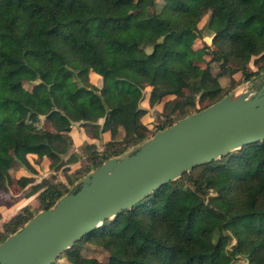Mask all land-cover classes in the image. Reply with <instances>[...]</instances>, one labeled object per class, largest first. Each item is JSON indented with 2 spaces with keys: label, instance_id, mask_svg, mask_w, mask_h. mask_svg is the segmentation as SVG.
Instances as JSON below:
<instances>
[{
  "label": "trees",
  "instance_id": "1",
  "mask_svg": "<svg viewBox=\"0 0 264 264\" xmlns=\"http://www.w3.org/2000/svg\"><path fill=\"white\" fill-rule=\"evenodd\" d=\"M135 1L0 0V182L11 184L14 163L35 174L29 157L37 165L47 159L49 170L74 176L58 183L42 179L33 204L3 224L0 244L76 192L85 175L107 160L133 154L156 132L200 111H192L197 96L211 106L240 83L263 77L264 0H151L149 17L136 12L127 19L123 13ZM204 17L202 29L213 48H194ZM253 50L261 54L256 70L248 65ZM25 83H36L32 92ZM144 94L148 107L167 120L151 137L141 121L147 113L140 107ZM41 117L58 127H42ZM106 117L109 143L102 153L94 143L86 145L92 154L85 174H71L72 119L89 127ZM33 181L23 176L16 184L23 188ZM186 182L190 193L184 191ZM85 244L108 251L107 262L82 257ZM238 257L264 264V141L162 185L57 259L64 264H235Z\"/></svg>",
  "mask_w": 264,
  "mask_h": 264
},
{
  "label": "water",
  "instance_id": "2",
  "mask_svg": "<svg viewBox=\"0 0 264 264\" xmlns=\"http://www.w3.org/2000/svg\"><path fill=\"white\" fill-rule=\"evenodd\" d=\"M228 98L156 132L133 154L111 158L88 173L76 192L40 211L0 244V264H53L106 219L162 185L196 166L264 141V81L248 101L222 110Z\"/></svg>",
  "mask_w": 264,
  "mask_h": 264
},
{
  "label": "rangeland",
  "instance_id": "3",
  "mask_svg": "<svg viewBox=\"0 0 264 264\" xmlns=\"http://www.w3.org/2000/svg\"><path fill=\"white\" fill-rule=\"evenodd\" d=\"M136 12H140L142 15H144L145 17H149L152 12H153V5H152V1L151 0H136L128 9L127 11H125L123 13V16H125L127 19L131 18ZM207 20V17H204L200 23L198 24L199 30H201L202 28H204L203 26L205 25ZM201 37L197 38V40L194 42L193 47L194 48H202L204 45H208L211 46L213 48L212 45V37L206 33L204 31V29H202L200 31L199 34ZM261 54H259L258 50H253L249 55H248V59H249V68L252 70H256L257 67L262 65V62L258 60V58L260 57ZM97 80V76L94 74H91L90 76V82L91 83H96ZM263 77L262 76H258L256 78H254L253 80L248 81L247 83H240L239 85L235 86L234 89L230 90V94L228 95V97L232 96L233 94L236 96H240L241 92H243V90H246L248 93L249 98H251L253 95H255V93L261 88L262 84H263ZM36 83H25L23 85V88L28 91V92H32L34 85ZM146 95L144 94L142 97V100L140 102V107L142 108H146L147 109V113L141 118V121L143 122L144 125L147 126L148 130H149V136L151 137L154 132L156 131V129L164 124L167 120L164 116H162L157 109L155 108H149L147 102L145 101ZM144 98V99H143ZM211 102H209L207 99H205L203 96L199 95L196 97V106L194 108V110L192 111H196V110H203L205 108H207L210 105ZM71 116V115H70ZM108 120L109 118H103L100 119L96 124H94L93 126H89V127H85L82 125H79V122H76L77 120L72 119L71 122V127L69 128L68 133L71 134V136L74 137L75 140V151H74V157H71L68 161H67V165L69 166L71 172V174L74 173H79V175H77V177H82L85 174V170L86 168L89 166V155L92 154L89 153L87 150V148L85 147L88 144L94 143L96 145V149L98 152L102 153L104 151V146L109 143L110 138H109V130H108ZM40 125L42 127H47L50 130H54L58 127V123L57 122H50L47 121L44 117L40 118ZM79 128L83 131V133H85L84 135L79 136L77 133L79 131ZM81 132V131H80ZM85 136V138L83 137ZM121 139V137L119 138ZM134 148H132L130 150V152L133 150ZM123 156H120L119 158H121ZM30 162H33L30 161ZM40 172L37 174H41L38 177V182L40 181V178L42 176H46L47 178L52 179L55 183H58L59 181H63L65 176H72V175H68L65 173L66 170H47L45 166L41 167ZM48 171V172H47ZM47 172V173H46ZM29 175H31L32 173L27 172ZM15 177V175H13ZM86 176V175H85ZM74 177V176H72ZM75 183L72 184V186ZM69 185V187H72ZM16 187V191H19L20 189ZM35 187L32 186H28V190H27V195H32L35 192ZM193 190L192 186L189 182L185 183L184 186V191L187 193H190V191ZM5 198V204H10L12 201L8 198V197H4ZM81 256L85 257V258H89V259H95L98 262L101 263H105L107 262L108 258H109V253L108 251H106L103 247L98 246V245H92V244H85L82 248H81ZM58 263L60 264H64L65 261L62 259H57L56 260ZM235 264H246V260L243 257H238L235 260Z\"/></svg>",
  "mask_w": 264,
  "mask_h": 264
},
{
  "label": "crops",
  "instance_id": "4",
  "mask_svg": "<svg viewBox=\"0 0 264 264\" xmlns=\"http://www.w3.org/2000/svg\"><path fill=\"white\" fill-rule=\"evenodd\" d=\"M79 125H81L79 123ZM83 130V129H82ZM80 128L78 131V135H84L85 133H83ZM81 131V132H80ZM71 135V134H70ZM74 142V147H75V140L74 137L71 136ZM85 138V136H83ZM109 138H110V134H109ZM33 157H29V161H32ZM31 165L33 166V168L36 170L35 174H31L29 175L27 172V170H25L22 166H20L17 163H14L12 168L9 171V175L11 178V184H7L5 181L0 182V231L2 230V226L4 223L9 222V220L19 214L22 209H24L27 206H30L33 204V202L36 199V196L40 193L41 191V187L38 186V184L41 182L42 179L46 178V176H42L40 178V181L38 182V177L39 175H37L40 172V168L45 166L46 169L49 171L48 169V160L47 159H43V161L37 165L34 164L33 162H30ZM47 171V172H48ZM46 172V173H47ZM15 175V177L13 176ZM32 177L34 179V181L32 183H29L28 185H26L23 188H20L17 186L16 182L20 177ZM17 186L20 190L16 191V187ZM28 186H32L35 187V192L32 195H27V188ZM4 197H8L12 202L10 204H5V198Z\"/></svg>",
  "mask_w": 264,
  "mask_h": 264
},
{
  "label": "bare ground",
  "instance_id": "5",
  "mask_svg": "<svg viewBox=\"0 0 264 264\" xmlns=\"http://www.w3.org/2000/svg\"><path fill=\"white\" fill-rule=\"evenodd\" d=\"M248 100H249L248 93L246 90H243V92H241L240 96H236V94L235 95L233 94L232 96H230L226 100L225 106L223 107L222 110H226L227 108L243 104L244 102H246Z\"/></svg>",
  "mask_w": 264,
  "mask_h": 264
}]
</instances>
